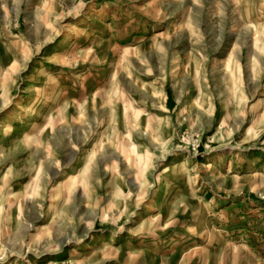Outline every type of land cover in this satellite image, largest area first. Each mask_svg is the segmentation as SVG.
<instances>
[{"label": "rangeland", "instance_id": "1", "mask_svg": "<svg viewBox=\"0 0 264 264\" xmlns=\"http://www.w3.org/2000/svg\"><path fill=\"white\" fill-rule=\"evenodd\" d=\"M0 264H264V0H0Z\"/></svg>", "mask_w": 264, "mask_h": 264}, {"label": "bare ground", "instance_id": "2", "mask_svg": "<svg viewBox=\"0 0 264 264\" xmlns=\"http://www.w3.org/2000/svg\"><path fill=\"white\" fill-rule=\"evenodd\" d=\"M32 79H33V77H31ZM35 103V102H34ZM70 181L72 180V179H69ZM150 210H152V209H150Z\"/></svg>", "mask_w": 264, "mask_h": 264}]
</instances>
